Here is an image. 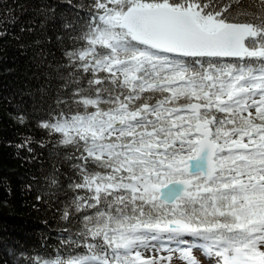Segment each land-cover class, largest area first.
Returning <instances> with one entry per match:
<instances>
[{
	"label": "snow or ice",
	"instance_id": "6c2138e0",
	"mask_svg": "<svg viewBox=\"0 0 264 264\" xmlns=\"http://www.w3.org/2000/svg\"><path fill=\"white\" fill-rule=\"evenodd\" d=\"M90 7L85 46L65 53L92 74L74 93L84 112L40 127L82 149L70 187L90 195L71 203L96 211L68 241L86 251L43 264H171L173 253L201 264L195 250L215 264H264V0Z\"/></svg>",
	"mask_w": 264,
	"mask_h": 264
},
{
	"label": "trees",
	"instance_id": "16d2710c",
	"mask_svg": "<svg viewBox=\"0 0 264 264\" xmlns=\"http://www.w3.org/2000/svg\"><path fill=\"white\" fill-rule=\"evenodd\" d=\"M93 3L0 0V28L6 33L0 36V264H43L58 254L86 251L68 243L83 239L77 235L83 217L96 211L76 212L71 203L78 195H90L70 187L80 181L73 165L83 163L75 159L82 149L61 144L62 134L40 124L84 112L74 93L88 88L92 74L84 73L82 62L69 60L65 53L85 46L79 37L87 31ZM65 23L72 27H63ZM22 27L33 31L21 32ZM21 113L27 117L23 124L17 119ZM26 138L31 151L18 147ZM66 207L67 220L61 218Z\"/></svg>",
	"mask_w": 264,
	"mask_h": 264
},
{
	"label": "rangeland",
	"instance_id": "374dc122",
	"mask_svg": "<svg viewBox=\"0 0 264 264\" xmlns=\"http://www.w3.org/2000/svg\"><path fill=\"white\" fill-rule=\"evenodd\" d=\"M142 254L147 257H153V256H168L169 253L166 251H156L155 249L145 250L141 249ZM173 259L171 261V264H183V261L178 258V254L173 253ZM195 257L201 262V264H215V261H210L208 258L204 257L199 250L194 251Z\"/></svg>",
	"mask_w": 264,
	"mask_h": 264
}]
</instances>
